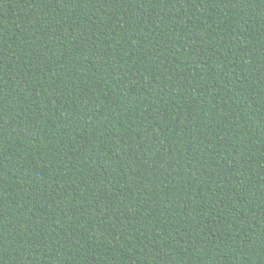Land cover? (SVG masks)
Wrapping results in <instances>:
<instances>
[{"label":"trees","instance_id":"16d2710c","mask_svg":"<svg viewBox=\"0 0 264 264\" xmlns=\"http://www.w3.org/2000/svg\"><path fill=\"white\" fill-rule=\"evenodd\" d=\"M0 264H264V0H0Z\"/></svg>","mask_w":264,"mask_h":264}]
</instances>
